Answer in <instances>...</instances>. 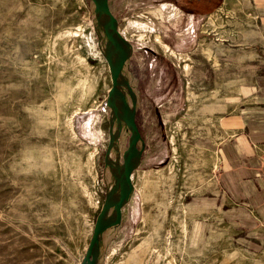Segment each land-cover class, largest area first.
Listing matches in <instances>:
<instances>
[{
	"label": "rangeland",
	"instance_id": "obj_1",
	"mask_svg": "<svg viewBox=\"0 0 264 264\" xmlns=\"http://www.w3.org/2000/svg\"><path fill=\"white\" fill-rule=\"evenodd\" d=\"M107 3L129 47L117 99L138 155L94 264H264V224L217 175L225 118L264 107V0L194 15L188 0ZM95 12V0H0V264H81L109 152L121 164L129 131L105 103Z\"/></svg>",
	"mask_w": 264,
	"mask_h": 264
},
{
	"label": "crops",
	"instance_id": "obj_2",
	"mask_svg": "<svg viewBox=\"0 0 264 264\" xmlns=\"http://www.w3.org/2000/svg\"><path fill=\"white\" fill-rule=\"evenodd\" d=\"M207 1L188 0L189 14L212 10L214 6L202 8ZM221 126L228 133L217 147V175L222 190L264 224V107L239 111L225 118Z\"/></svg>",
	"mask_w": 264,
	"mask_h": 264
},
{
	"label": "water",
	"instance_id": "obj_3",
	"mask_svg": "<svg viewBox=\"0 0 264 264\" xmlns=\"http://www.w3.org/2000/svg\"><path fill=\"white\" fill-rule=\"evenodd\" d=\"M96 5L102 14V21H97V23L104 28L105 35L102 53L110 78V85L106 92L105 103L111 117L126 122L129 134L127 144L121 152L120 178L118 181L112 183L110 187L106 188L101 206L93 221L91 234L81 258V264H94L92 252L95 248L99 233L115 222L120 207L128 199L132 190L130 173L135 163L136 156L138 155L136 149L138 131L134 121L132 106L126 104L123 99L122 104L117 100V92L121 96L120 82L124 80V77L120 75V66L128 56L129 47L124 37L117 29L116 19L108 7L107 0H95V6ZM114 191L117 192L115 197L112 196ZM108 210V215L104 217Z\"/></svg>",
	"mask_w": 264,
	"mask_h": 264
},
{
	"label": "bare ground",
	"instance_id": "obj_4",
	"mask_svg": "<svg viewBox=\"0 0 264 264\" xmlns=\"http://www.w3.org/2000/svg\"><path fill=\"white\" fill-rule=\"evenodd\" d=\"M95 14H96V16H95V27L97 28V31L99 33L100 43H101V46H102L101 48L103 49V39H104L105 33H104V28L97 23V21H102V14H101V12H100V10H99V8H98L97 5H96V12H95ZM117 100H118L119 103L122 104V99L121 100L117 99ZM125 102H126V100H125ZM119 122L122 123V121H119ZM115 132H116V129H113L111 133H113V135H114ZM107 157L109 158V161L107 162V165L108 166H107V169L105 171V181H106L105 183L107 184V187H110V185H112V183L118 181L119 178H120V174H121V164H119L118 161L115 160L114 155L111 152H109V154H108ZM116 194H117V192L114 191L113 194H112V196L115 197ZM108 213H109V210L106 212V214H105L104 217H106L108 215Z\"/></svg>",
	"mask_w": 264,
	"mask_h": 264
}]
</instances>
